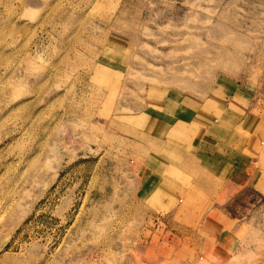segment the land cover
Returning <instances> with one entry per match:
<instances>
[{"label":"rangeland","instance_id":"1","mask_svg":"<svg viewBox=\"0 0 264 264\" xmlns=\"http://www.w3.org/2000/svg\"><path fill=\"white\" fill-rule=\"evenodd\" d=\"M169 94L257 139L264 0H0V264H264L262 196L199 187L202 116H140Z\"/></svg>","mask_w":264,"mask_h":264},{"label":"crops","instance_id":"2","mask_svg":"<svg viewBox=\"0 0 264 264\" xmlns=\"http://www.w3.org/2000/svg\"><path fill=\"white\" fill-rule=\"evenodd\" d=\"M157 104L160 106L147 107L140 116H144L147 122L155 121L161 126V132L166 135L175 133L176 128L179 129L181 125L195 123L198 113L202 116L198 127L195 126L199 135L192 137L193 147L198 150L194 151L193 156H189L198 173L199 187L217 194L225 191L229 197L252 189L262 196L264 204V137H259L264 136V125L261 132L257 133L256 139L248 132L247 118L243 119L241 115L232 116L233 111L228 104L222 107L220 104L201 102L199 106H195L193 102L177 94L161 99ZM187 117L190 121H186ZM214 117L212 122L216 129L209 124V118ZM189 157L184 158L185 164L189 163ZM164 165L165 172L166 168L172 166L162 160L160 167ZM220 182L223 183L222 186L218 185ZM249 222L254 223L258 235L264 237V207L258 206L253 210ZM249 222H241L238 225V230L243 228L241 236L246 235L245 229L249 227ZM221 239L219 233V245ZM234 241L236 244L221 243L219 250L233 252L240 245L237 238H234Z\"/></svg>","mask_w":264,"mask_h":264}]
</instances>
